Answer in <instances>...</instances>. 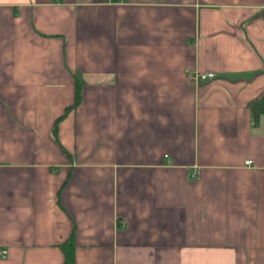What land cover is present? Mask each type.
<instances>
[{
  "label": "crops",
  "instance_id": "obj_1",
  "mask_svg": "<svg viewBox=\"0 0 264 264\" xmlns=\"http://www.w3.org/2000/svg\"><path fill=\"white\" fill-rule=\"evenodd\" d=\"M263 96L264 0H0V264H264Z\"/></svg>",
  "mask_w": 264,
  "mask_h": 264
},
{
  "label": "trees",
  "instance_id": "obj_2",
  "mask_svg": "<svg viewBox=\"0 0 264 264\" xmlns=\"http://www.w3.org/2000/svg\"><path fill=\"white\" fill-rule=\"evenodd\" d=\"M79 103H80V92L77 91L74 107H77ZM251 111H252L254 123L258 124L259 121L262 118H264V96L252 104ZM64 249H65V256H66L65 264H74V262L71 261L70 259V253L68 249L67 248H64Z\"/></svg>",
  "mask_w": 264,
  "mask_h": 264
},
{
  "label": "built area",
  "instance_id": "obj_3",
  "mask_svg": "<svg viewBox=\"0 0 264 264\" xmlns=\"http://www.w3.org/2000/svg\"><path fill=\"white\" fill-rule=\"evenodd\" d=\"M189 79H191L194 82H204L209 79H212L214 77L213 73H207V74H202V73H190L188 74ZM250 164L251 162H247ZM196 176V174H194ZM0 257L2 259H7L9 257V253L7 250H0Z\"/></svg>",
  "mask_w": 264,
  "mask_h": 264
}]
</instances>
